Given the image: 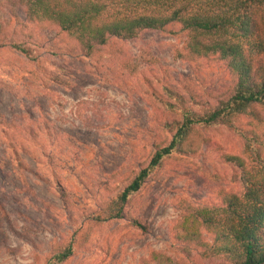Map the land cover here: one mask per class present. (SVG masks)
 <instances>
[{
  "label": "rangeland",
  "instance_id": "1",
  "mask_svg": "<svg viewBox=\"0 0 264 264\" xmlns=\"http://www.w3.org/2000/svg\"><path fill=\"white\" fill-rule=\"evenodd\" d=\"M0 2V264H46L73 236L78 244L63 264L222 263L200 248L187 252L175 225L185 203L215 206L242 192L226 156L241 155V129H264L260 107L261 123L242 117L240 130L198 128L192 150L165 158L124 218L93 225L88 217L169 143L178 113L166 103L177 96L199 111L231 94L226 63L180 56L187 36L179 25L112 37L86 56L58 27Z\"/></svg>",
  "mask_w": 264,
  "mask_h": 264
},
{
  "label": "trees",
  "instance_id": "2",
  "mask_svg": "<svg viewBox=\"0 0 264 264\" xmlns=\"http://www.w3.org/2000/svg\"><path fill=\"white\" fill-rule=\"evenodd\" d=\"M9 1L23 7L28 21L58 27L86 56L107 45L112 37L134 39L144 30L164 31L179 25L187 36L180 56L192 60L218 56L235 79L230 95L199 111L177 96L176 103H166L178 113L167 125L169 143L157 147L149 164L88 217L93 225L124 218L131 199L163 160L192 150V134L198 128L222 125L240 130L236 124L242 117L262 122L256 109L264 110V0ZM3 31L0 24V34ZM12 48L28 54L22 45L13 43ZM240 133L244 142L241 155H228L226 161L238 168L242 192L226 194L215 206L182 205L176 238L187 252L192 246L200 248L206 258L223 261L219 264H264V129H241ZM132 222L145 228L136 219ZM77 244L73 236L51 253L46 264L65 263Z\"/></svg>",
  "mask_w": 264,
  "mask_h": 264
}]
</instances>
